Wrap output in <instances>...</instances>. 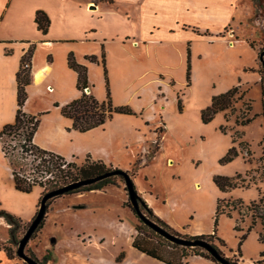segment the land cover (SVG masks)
Segmentation results:
<instances>
[{"label":"rangeland","instance_id":"rangeland-1","mask_svg":"<svg viewBox=\"0 0 264 264\" xmlns=\"http://www.w3.org/2000/svg\"><path fill=\"white\" fill-rule=\"evenodd\" d=\"M250 2L251 0H241L239 10L242 18L234 22L236 35L232 37L234 40L236 37L245 38L253 42L254 46L244 41L227 50L222 43H199L198 48L195 45V50L188 48L184 63L176 67L172 66L171 63L175 62L172 60L169 66L159 67V62L155 61L157 54L154 53L151 60L148 56L144 57L146 70L143 76H127L129 87L125 86L124 74L118 78L119 83L112 85L110 82L111 98L115 106L129 105L134 111L146 109L145 112L140 111L142 114L136 111L128 114L131 119L126 124L134 133L126 140L125 150H118L112 156L124 165L133 162L130 173L138 175V180L143 185H151L155 191L173 192L179 187L178 192L174 191V195L179 198L176 206L179 214L188 215L191 221L194 218L200 221L199 218L202 217L206 225L211 223L213 227L218 200L215 196L218 190L214 182L215 175L241 174L245 181L240 179V182L249 187L264 179V67L260 60V52L264 50V8L253 0L252 4ZM7 52L12 53L11 50ZM46 57L48 60L53 59L49 54ZM100 58L102 61V56ZM180 59L178 57V64ZM242 67H246V71ZM254 71L258 73L256 83H239L246 78L248 81L257 78ZM153 77L156 80H152ZM93 80L95 96L100 101L107 99L105 75L96 70L93 72ZM236 85H240V92L236 95L238 100L234 104L235 112H219L212 121L205 123L202 114L211 105L213 96ZM11 97L13 96H8ZM127 100L129 101L126 102ZM6 106L9 107L8 103ZM243 115H255L256 118L247 125L237 124V116ZM125 117H122L118 126L125 125V121H122ZM103 138L104 136L98 137L96 133L89 137V142L100 145L105 140ZM5 140L8 145L19 144L16 138L6 136ZM242 144L245 145L243 150ZM233 146L237 147L240 154L234 160L223 163L222 159ZM246 147L251 153L247 152ZM2 153L4 154L3 151ZM3 156V162L8 164L5 154ZM21 161L26 163L24 166L27 168L39 162L33 161L32 157ZM76 161L81 164L85 158ZM115 180V183L99 190L66 194L52 199L43 225L33 234L26 247L27 254L41 264H120L127 243L131 242L132 236L138 234L137 227L150 236L153 242L163 244L164 252H181L180 249L173 248V242L140 219L133 210L125 180L121 177H115ZM3 186L0 185L3 194L0 210L18 218L12 222L0 215V249L12 251L17 259L25 262L18 256L17 250L35 216L30 221L24 219L32 213L36 204L39 209L44 188L37 185L33 191L23 192L16 187L10 189L5 186L3 189ZM136 189L138 190L137 185ZM138 192L142 197L143 193ZM250 192L246 191L248 198ZM261 196L264 198V191ZM230 200L231 204H236L241 209L242 216L240 215L238 223L244 227L245 219L248 218L251 224L252 218L256 217L260 232L264 234V226L259 218L264 217V200L259 209L251 203L240 206L238 199ZM230 207L227 206L226 209ZM142 211L160 224L144 208ZM233 223L235 221L231 217L225 219V222L220 217L218 236L226 243V247H220L224 252L227 247H231L236 248L237 252L240 249L242 253H251L254 250L253 241L244 248L246 238L240 245L242 234ZM122 227L132 229L127 240H124ZM237 256L236 253L229 257L236 259Z\"/></svg>","mask_w":264,"mask_h":264},{"label":"crops","instance_id":"crops-1","mask_svg":"<svg viewBox=\"0 0 264 264\" xmlns=\"http://www.w3.org/2000/svg\"><path fill=\"white\" fill-rule=\"evenodd\" d=\"M240 2L241 0H0V129L5 124L15 121L18 109L17 73L23 55L32 43H36L32 58L34 72L48 65L47 54L52 55L53 59L51 70L42 82L27 87L28 99L24 110L30 114L40 115V125L34 142L42 148L61 154L68 161L86 158L91 154L95 159H103L108 165L130 171L133 162L124 165L112 155L118 150H125L126 140L134 133L126 124L131 115L117 113L104 125L86 132L70 129L73 120L64 116L62 107L80 97L82 91L77 85L78 73L69 65V54L73 52L78 62L88 66L90 86L87 92L94 93L93 72L100 70L105 75L102 61L93 62L87 57L97 55L100 58L103 51L106 52V65L111 84L119 83L118 78L124 74L125 86L129 87L130 81L127 76L144 75L145 56L151 60L150 57L156 53L155 61L159 62V67L169 66L171 60L175 61L171 64L176 67L184 63L188 48L195 50V45L198 48L199 43H222L227 50L235 47L237 43L244 41L250 43L245 38L236 37L234 40L232 37L236 35L234 22L242 18ZM250 3L252 4V0ZM38 10H44L51 18L47 33H43L36 23ZM8 50L12 53H8ZM178 57L181 58L179 64ZM242 68L246 71V67ZM255 73L257 78L254 80L248 81L246 78L244 82L239 83H256L258 73ZM154 79L156 80V77L152 78ZM142 86L144 87V84ZM9 95L13 97L8 98ZM46 96L49 98L46 99ZM141 110L145 112L146 109H135L137 113ZM124 116L126 117L122 121H125V125L118 126ZM113 127L116 129L113 130ZM96 133L98 137L104 136L103 144L89 142V137ZM119 138H122L120 142ZM126 149L129 152L128 145ZM3 155L0 142V185H4L3 189L5 186L14 189L16 186L12 169L3 162ZM132 176L138 190L143 193V199L153 209L155 215L171 227L192 236L213 232V225L211 223L206 225L202 217L199 218L200 221L196 218L191 221L188 215L179 214L176 209L179 198L174 195V191L178 192L179 187L173 192L170 190L165 193L159 192L153 190L151 185L149 187L143 185L138 180V175ZM246 191H251L249 198ZM262 191L264 179L250 187H237L230 191L218 188L215 196L218 199H241L245 204H249L258 200ZM1 199L3 200L2 191ZM37 209L38 204L24 220L30 221ZM228 217H231L233 222L235 221L233 225H236L240 214L236 211L233 212V216L223 214L222 222ZM249 223V219H245L244 227L247 228ZM260 230L258 223L250 231V234L254 233L249 234L244 241V248L253 241L254 250L251 253L244 251L242 255L237 254L240 264H255L264 259V242L260 240ZM134 237L132 236L131 242L127 243L120 264H168L134 247ZM225 252L228 256L235 255L237 249L227 247ZM0 264L25 263L17 258H10L4 249H0ZM188 264L215 262L204 256L191 255Z\"/></svg>","mask_w":264,"mask_h":264},{"label":"trees","instance_id":"trees-1","mask_svg":"<svg viewBox=\"0 0 264 264\" xmlns=\"http://www.w3.org/2000/svg\"><path fill=\"white\" fill-rule=\"evenodd\" d=\"M105 1H112V0H105ZM253 1L256 2L258 6L264 8V0H253ZM35 20L38 24V28L42 30L43 33H47L51 25L50 16L44 10H38L36 12ZM250 44L254 46L253 42H250ZM35 49H36V43H32L29 49L23 55L21 59L20 69L17 73L18 109H17L15 121L12 123L5 124L0 129L1 148L5 154V157L7 159L10 168L12 169L16 188L23 192H31L37 185H39L44 188V192L46 193L50 190L60 188L77 180L90 178L105 173H111L108 176L94 183L80 186L75 190L56 196V197H62L63 195L66 194H75V193H82L91 190L102 189L108 184L115 183L116 181L115 177H121L122 179L125 180L126 183V173H128L132 178V174L130 173L129 170H124L121 168H113V166L108 165L103 159L93 158L91 154H88L85 158V161L81 164H79L77 161H68L61 154L56 153L55 151L49 149L42 148L34 142V136L40 125V115L30 114L24 110V105L26 103V100L28 99L27 87L31 84H38L42 82V80L48 74V72L51 70L52 67V58H49L48 65L45 68L39 70L38 72H34L32 70V58ZM263 51L260 52V60L262 63H264V55L262 56ZM87 58L93 62H100V59L97 55H91L88 56ZM68 61L70 67L73 68L78 73L77 85L78 88L82 91L80 97L68 102L62 107V113L64 114V116L71 118L73 120L72 127H70L71 130L86 132L96 127L104 125L108 120L112 119L117 113H123V114L136 113L129 105L115 106L113 104L111 98V91H110V78L106 65L105 51H103L102 53V63L105 68V78L108 86V95H107V99L103 101H100L95 96L94 93L87 92V88L90 86V81L88 76V66L78 62L73 52L69 54ZM190 77H191V68L189 67L188 70L189 82H190ZM239 92H240V85H236L224 93L214 95L212 98L211 105L203 111L202 114L203 121L205 123H209L219 112L222 111L231 110L232 112H235L234 104L238 100L236 98V95ZM227 116L229 119L230 118L229 115ZM255 118H256L255 115L253 117H249L245 115L237 116L236 123L239 125H247L251 123ZM6 136L12 137V139L16 138L19 141L18 142L19 144L8 145L5 140ZM243 146L245 145L242 144V150H243ZM246 149L248 153H251V151L247 147ZM239 154L240 151L237 149L236 146H233L232 148H230L228 153L222 159V162L223 163L230 162L234 160ZM29 157H32L33 161L39 160V162H36V164H32V167L27 168L24 166L26 163H23L21 159H26ZM30 175H33V177ZM36 176L41 177V179H45V180H39ZM240 179L242 181H245L244 179H242L241 174H238L236 176H226L220 174L214 176L215 184L222 191H230L237 187H249V185H245L244 182H240ZM140 198L142 199L145 205L146 211L149 212L150 215L152 214L155 218H157V220L160 222V225L164 227L166 230L179 237L188 238V239L206 240L209 243H211L214 246V248L218 251V253L226 260H228L230 263L239 264V260L237 259L238 256L236 259H233L225 254L224 250L220 246L226 247V243L218 236L219 219L223 214L233 216V212L237 211L242 216L240 207H238L236 204L234 205L231 204L232 200L226 198L218 199L216 215H215V227L212 233L192 236L177 231L169 224H167L165 221L160 219L158 216L155 215L153 209L149 207L146 201L141 196ZM51 200H49V202ZM263 200H264L263 196H260V198L258 199L259 202H257V200H254L251 202V204L259 209V205L260 203L263 202ZM49 202H48V207H49ZM237 202L240 204V206L245 204V202L241 199H238ZM227 206H231V207L226 209ZM133 210L136 214H138L134 208ZM0 215L5 216L8 219V221H12V222L14 221V219L18 218L16 216L9 214L4 210H0ZM259 218L261 224L264 226V217L259 216ZM43 223L44 221L42 222L40 227L43 225ZM257 224L258 222L256 217L252 218V222L247 228H244L240 223L236 224L235 227L236 230L242 232L240 245L247 238L250 231L254 227H256ZM137 230H138V234L135 235L133 241L134 247L165 263L188 264V258L191 255H200L213 260L215 264H224L221 261H219L211 252H209L206 248L202 246H195V247L184 246L173 242V248L180 249L181 252L167 251L166 253L164 252L163 244H160L159 242H153L152 238L148 236L145 232H143L141 228L137 227ZM260 240L264 242V234L262 232H260ZM7 254L10 258H16L14 253L10 250L7 251ZM237 254L242 255L240 249L237 252ZM24 263L27 264L26 262ZM263 263H264V259L257 261L255 264H263Z\"/></svg>","mask_w":264,"mask_h":264},{"label":"water","instance_id":"water-1","mask_svg":"<svg viewBox=\"0 0 264 264\" xmlns=\"http://www.w3.org/2000/svg\"><path fill=\"white\" fill-rule=\"evenodd\" d=\"M263 55H264V51L262 52V56ZM263 67H264V63H263ZM109 174H111V173H105V174L93 176L90 178L77 180V181L71 182L65 186H62L60 188L46 192L41 199L39 209H38L34 219L32 220V223H31L28 231L26 232L24 237L19 242V248L17 250L18 256L20 258H22L27 264H41L37 259H35L34 257L27 254L26 247H27L29 241L31 240L33 234L38 230V228L40 227V225L42 224V222L44 221V219L47 215L49 200H51L52 198L59 196L61 194H65L67 192L75 190V189L79 188L80 186L94 183V182L108 176ZM126 186H127L128 192H129V197L131 199L133 208L137 211L139 217L146 224H148L150 227H152L156 232L160 233L161 235H163L167 239L171 240L172 242H175V243H178V244H181L184 246H192V247L202 246V247L206 248L209 252H211L222 263L232 264L228 260H226L224 257H222L218 253V251L214 248V246L211 243H209L208 241L202 240V239H188V238L176 236V235L172 234L171 232H169L168 230H166L160 224H158L157 222L152 220V218L147 216L145 213H143V211L141 210L140 204H139L140 194H139L138 190L136 189L134 181L132 180L131 176L128 173H126Z\"/></svg>","mask_w":264,"mask_h":264},{"label":"bare ground","instance_id":"bare-ground-1","mask_svg":"<svg viewBox=\"0 0 264 264\" xmlns=\"http://www.w3.org/2000/svg\"><path fill=\"white\" fill-rule=\"evenodd\" d=\"M123 229V231H122V234H123V236H124V240H127V239H129V236L131 235V230L132 229H126V227L124 228V227H122ZM122 242V241H121Z\"/></svg>","mask_w":264,"mask_h":264},{"label":"flooded vegetation","instance_id":"flooded-vegetation-1","mask_svg":"<svg viewBox=\"0 0 264 264\" xmlns=\"http://www.w3.org/2000/svg\"><path fill=\"white\" fill-rule=\"evenodd\" d=\"M139 204H140V207H141V210H142V208H144L145 209V205H144V203H143V201H142V199L141 198H139ZM146 210V209H145ZM144 213V212H143ZM149 213V212H148ZM150 214V213H149ZM151 216H153L152 214H151Z\"/></svg>","mask_w":264,"mask_h":264}]
</instances>
